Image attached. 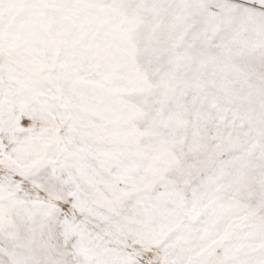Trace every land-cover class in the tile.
<instances>
[{
  "label": "rangeland",
  "instance_id": "1",
  "mask_svg": "<svg viewBox=\"0 0 264 264\" xmlns=\"http://www.w3.org/2000/svg\"><path fill=\"white\" fill-rule=\"evenodd\" d=\"M89 1L0 0V264H264V0Z\"/></svg>",
  "mask_w": 264,
  "mask_h": 264
},
{
  "label": "bare ground",
  "instance_id": "2",
  "mask_svg": "<svg viewBox=\"0 0 264 264\" xmlns=\"http://www.w3.org/2000/svg\"><path fill=\"white\" fill-rule=\"evenodd\" d=\"M79 2H80V0H78ZM91 1H93V0H90L89 2L91 3ZM112 1H115V2H121L120 4H119V6H120V8H118L117 10H124V8H125V2L123 1V0H109V2L110 3H113ZM30 2V1H29ZM89 2H86V4H88ZM93 2H95V1H93ZM100 3H101V1H99ZM102 2H103V0H102ZM1 3V2H0ZM98 3V2H97ZM104 3V2H103ZM102 4V3H101ZM100 4V5H101ZM100 5H99V7H100ZM103 5V4H102ZM106 8V7H105ZM0 10H1V12L2 11H7V12H11L12 10H13V8L11 7V6H0ZM2 14H3V12H2ZM5 14H7V13H5ZM24 16H26V14H23L21 17H19V18H17L18 19V22H21V19L22 18H24ZM154 17H156V16H154ZM6 19H7V17H6ZM15 20H16V18H14ZM14 22H16V21H14ZM172 22V20L170 21V22H168V24L170 25V23ZM22 24H23V26L25 27V26H27V24H24V23H26L25 21H22L21 22ZM167 25V24H166ZM21 25H19V27H20ZM36 26V25H35ZM19 29L21 30V27L20 28H18V27H16L15 29H13V30H10L9 32H10V36L11 37H19V36H22L21 34H19L18 33V31H19ZM167 33H166V35L168 36V37H171L172 38V35H174V32H173V29H174V27L172 26V30H171V27H168L167 26ZM21 33V32H20ZM35 36L38 34V36H36V38L37 37H39V36H41L42 34H41V32H39V31H36V30H34V32H32ZM30 33L29 32H26V31H24V35H29ZM147 34H149V35H152V33H147ZM161 34H164V32H162ZM161 34H159V35H161ZM64 35H66V34H64ZM157 35V34H156ZM54 39L55 40H58L57 39V37H54ZM60 40V39H59ZM41 49V48H40ZM86 51L87 52H92L93 50L92 49H86ZM44 53V52H43ZM96 66H99V64H96ZM104 68H105V71H109V69L106 67V65H102ZM137 75V74H136ZM116 81V80H115ZM167 82H169L168 80H166V79H164V84H166ZM157 83V82H156ZM146 84L147 83H145L143 86H146ZM163 84V85H164ZM148 87H150L151 89H154V87H155V85L153 84H149V86ZM149 91H151L149 88H147ZM158 92V91H157ZM164 96V95H163ZM163 96H160L159 98H158V103H160V102H164V100H163ZM152 134V133H151ZM143 144H146L145 142H142Z\"/></svg>",
  "mask_w": 264,
  "mask_h": 264
}]
</instances>
